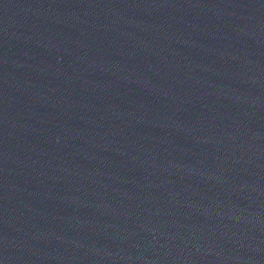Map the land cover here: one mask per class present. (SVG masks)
Returning a JSON list of instances; mask_svg holds the SVG:
<instances>
[{"label":"water","instance_id":"water-1","mask_svg":"<svg viewBox=\"0 0 264 264\" xmlns=\"http://www.w3.org/2000/svg\"><path fill=\"white\" fill-rule=\"evenodd\" d=\"M0 264H264V0H0Z\"/></svg>","mask_w":264,"mask_h":264}]
</instances>
